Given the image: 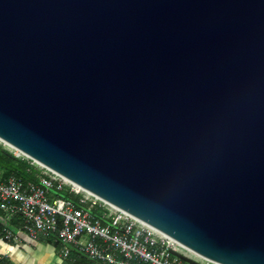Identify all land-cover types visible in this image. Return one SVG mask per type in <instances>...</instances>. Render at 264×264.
Masks as SVG:
<instances>
[{"label":"water","instance_id":"1","mask_svg":"<svg viewBox=\"0 0 264 264\" xmlns=\"http://www.w3.org/2000/svg\"><path fill=\"white\" fill-rule=\"evenodd\" d=\"M0 140L199 258L264 264V0H0Z\"/></svg>","mask_w":264,"mask_h":264},{"label":"built area","instance_id":"2","mask_svg":"<svg viewBox=\"0 0 264 264\" xmlns=\"http://www.w3.org/2000/svg\"><path fill=\"white\" fill-rule=\"evenodd\" d=\"M6 148L14 156H20ZM27 159L37 166L39 181H24L14 176L0 178V213L5 219L19 216L21 230L30 236L55 234L61 258L74 262L76 257L84 256L98 264H189L173 255V250L204 264H214L127 212L75 188L54 171ZM52 189L73 193L77 203L54 195ZM92 209L97 213L92 214ZM15 238L12 230L4 234L5 240Z\"/></svg>","mask_w":264,"mask_h":264},{"label":"crops","instance_id":"3","mask_svg":"<svg viewBox=\"0 0 264 264\" xmlns=\"http://www.w3.org/2000/svg\"><path fill=\"white\" fill-rule=\"evenodd\" d=\"M12 231L16 236L15 239L0 238V254L5 255L11 264H73L69 259L59 256L60 244L58 243V247L55 246L47 234L30 236L21 229L12 228ZM82 258L87 260V264H98L84 256Z\"/></svg>","mask_w":264,"mask_h":264},{"label":"trees","instance_id":"4","mask_svg":"<svg viewBox=\"0 0 264 264\" xmlns=\"http://www.w3.org/2000/svg\"><path fill=\"white\" fill-rule=\"evenodd\" d=\"M38 171L37 169L29 163L28 160L19 158L8 152L0 145V178L4 179L9 176L19 177L24 181H33L38 183ZM54 195L64 198L71 199L74 203H77V196L73 193H69L67 190H55L52 189ZM92 214H96L97 211L92 209ZM21 229V218L14 215L8 219L4 218V215L0 213V238L4 239V234L7 230ZM50 237V241L58 247V242L55 240V234L47 233ZM11 242V241H10ZM88 263L87 260L82 258V256L77 257L73 264ZM0 264H11L10 260L1 255Z\"/></svg>","mask_w":264,"mask_h":264},{"label":"bare ground","instance_id":"5","mask_svg":"<svg viewBox=\"0 0 264 264\" xmlns=\"http://www.w3.org/2000/svg\"><path fill=\"white\" fill-rule=\"evenodd\" d=\"M1 141V140H0ZM6 147H8L9 149H11L12 151H14L15 152V154L16 155H20V156H25L26 157V155H24L23 153H21L18 149H16L15 147H13V146H11V145H8L7 143H5L4 141H1ZM33 162L34 163H36L37 165H41V166H44V165H42L41 163H38L37 161H34L33 160ZM61 176V175H60ZM65 181H67V182H69V183H71L75 188H77V189H82L79 185H77V184H75V183H73L72 181H70V180H68L67 178H65V177H63V176H61ZM84 190V189H83ZM88 192V191H87ZM90 193V192H89ZM105 202V201H104ZM147 225V224H146ZM149 226V225H148ZM150 228H151V226H150ZM153 230H155L154 228H152ZM156 232H158V233H161V232H159V231H157V230H155ZM162 235H164V236H166L165 234H163V233H161Z\"/></svg>","mask_w":264,"mask_h":264},{"label":"rangeland","instance_id":"6","mask_svg":"<svg viewBox=\"0 0 264 264\" xmlns=\"http://www.w3.org/2000/svg\"><path fill=\"white\" fill-rule=\"evenodd\" d=\"M0 145L4 148V149H7L6 146L3 145V143L0 142ZM19 158H23V159H26L28 160L25 156H18ZM29 161V160H28ZM35 165V164H33ZM35 168L37 167L36 165L34 166ZM38 169V168H37Z\"/></svg>","mask_w":264,"mask_h":264}]
</instances>
